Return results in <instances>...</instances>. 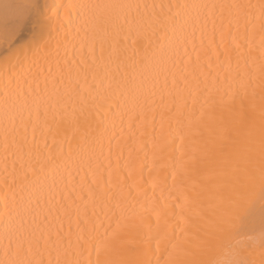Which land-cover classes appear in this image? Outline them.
Masks as SVG:
<instances>
[{"label": "snow or ice", "instance_id": "6c2138e0", "mask_svg": "<svg viewBox=\"0 0 264 264\" xmlns=\"http://www.w3.org/2000/svg\"><path fill=\"white\" fill-rule=\"evenodd\" d=\"M0 264H264V0H0Z\"/></svg>", "mask_w": 264, "mask_h": 264}, {"label": "bare ground", "instance_id": "6f19581e", "mask_svg": "<svg viewBox=\"0 0 264 264\" xmlns=\"http://www.w3.org/2000/svg\"><path fill=\"white\" fill-rule=\"evenodd\" d=\"M214 162L212 160H209L206 164V166L202 169L199 175L194 176L193 180L196 181H205L207 183H211V176H212V169L214 168ZM165 196L168 195L167 192L164 193ZM36 196L39 197L40 203L42 206L46 207V200L48 197L47 191H37ZM155 197H160V190L157 188L155 192L153 191V188L151 185H146L145 188L141 191H137L133 189L130 193L127 194V200L124 202V206L127 210V213L129 215L136 213V212H144L146 221L150 220L151 224L155 226L156 224V216L154 214H151L147 210V205L153 200ZM116 203V200H113V204ZM109 222H111L114 226L115 224V218H113L111 221L105 219L104 223L107 225ZM103 230V229H101ZM153 247H155V242L153 241Z\"/></svg>", "mask_w": 264, "mask_h": 264}]
</instances>
